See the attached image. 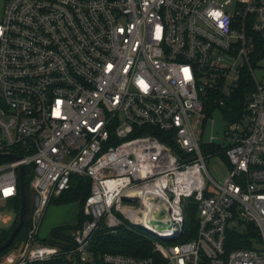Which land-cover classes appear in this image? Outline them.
<instances>
[{"label": "built area", "instance_id": "obj_1", "mask_svg": "<svg viewBox=\"0 0 264 264\" xmlns=\"http://www.w3.org/2000/svg\"><path fill=\"white\" fill-rule=\"evenodd\" d=\"M263 59L264 0H4L0 226L13 219L20 165L32 205L6 264L63 252L38 230L72 175L90 188L69 259H92L102 222L135 225L152 243L147 256L105 253L110 264H264ZM215 112L222 136L208 126ZM211 155L228 167L222 182ZM249 222L257 234L229 248Z\"/></svg>", "mask_w": 264, "mask_h": 264}, {"label": "trees", "instance_id": "obj_2", "mask_svg": "<svg viewBox=\"0 0 264 264\" xmlns=\"http://www.w3.org/2000/svg\"><path fill=\"white\" fill-rule=\"evenodd\" d=\"M218 145L210 144L205 147L206 153L218 149ZM208 149V151H207ZM220 155L225 159L224 152L221 151ZM6 157L0 156V162L6 160ZM30 177H24V191H25V214L24 222L20 230L16 233L11 243L0 250V256L7 253L12 247L18 244L27 233V226L31 212V199H30ZM90 182L84 176L72 175L71 182L67 189L63 190L56 196L50 198L49 203H65L77 201L79 210L77 214V222L73 225H66L62 227H55L52 229L51 234L47 238H40L41 241L49 244L57 245L61 251L60 255L46 260H35L26 262L24 264H110L103 259L105 253H122L133 256H147L152 252V243L149 235L145 230L135 225L121 224L116 227L114 232H110L105 225L101 222L99 228L96 230L91 238L89 250L92 253L90 261L82 262L77 257L69 259L65 252L74 246L72 239V231L80 225L85 215L82 212L83 201L89 192ZM9 206L14 213V218L9 226H0V243L3 242L12 231L17 223V216L20 208V196L17 195L9 201ZM195 207L186 209L185 221H193L195 219ZM120 216V214L118 213ZM257 234V227L249 222L240 226L238 230L231 233L232 242L228 243V247L241 246L240 239ZM191 235L187 232L183 234V238H189ZM250 245V243L248 244Z\"/></svg>", "mask_w": 264, "mask_h": 264}, {"label": "rangeland", "instance_id": "obj_3", "mask_svg": "<svg viewBox=\"0 0 264 264\" xmlns=\"http://www.w3.org/2000/svg\"><path fill=\"white\" fill-rule=\"evenodd\" d=\"M3 3L4 0H0V18ZM262 63L264 64V59ZM208 126L210 128V131L214 135H223V129L225 128V124L221 116L217 112L213 114V124L208 123ZM205 163L209 175L217 182H222L227 177L228 167L221 160L219 155H211L210 157H207L205 159ZM78 210L79 205L77 201L65 203H48L41 218V223L38 230V237L47 238L50 236L53 228L75 224L77 222ZM15 247H17V244L13 248ZM6 256L7 253L0 256V264H6Z\"/></svg>", "mask_w": 264, "mask_h": 264}, {"label": "water", "instance_id": "obj_4", "mask_svg": "<svg viewBox=\"0 0 264 264\" xmlns=\"http://www.w3.org/2000/svg\"><path fill=\"white\" fill-rule=\"evenodd\" d=\"M0 155H10L9 153H0ZM31 172V169L28 168L27 169V173L29 174ZM18 187H19V196H20V208H19V212H18V216H17V223L16 225L13 227L12 231L10 232L9 236L0 243V250L4 249L5 247H7L11 241L13 240L14 236L16 235V233L20 230V228L22 227V224L24 222V214H25V206H24V201H25V191H24V172H23V167L20 165L18 167ZM155 217H157L158 221L157 223L160 226H164L165 224L160 221V219L163 218L164 216V210H160L159 212H156L154 214ZM152 224L156 223V221H151Z\"/></svg>", "mask_w": 264, "mask_h": 264}, {"label": "crops", "instance_id": "obj_5", "mask_svg": "<svg viewBox=\"0 0 264 264\" xmlns=\"http://www.w3.org/2000/svg\"><path fill=\"white\" fill-rule=\"evenodd\" d=\"M13 218H14V213H13ZM13 220V219H12ZM40 223H41V221H40ZM11 224V223H10ZM10 224H8V225H5V226H9ZM40 239V238H39Z\"/></svg>", "mask_w": 264, "mask_h": 264}]
</instances>
